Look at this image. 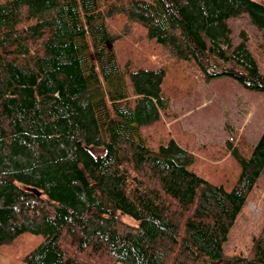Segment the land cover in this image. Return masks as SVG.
I'll use <instances>...</instances> for the list:
<instances>
[{
  "label": "trees",
  "instance_id": "obj_1",
  "mask_svg": "<svg viewBox=\"0 0 264 264\" xmlns=\"http://www.w3.org/2000/svg\"><path fill=\"white\" fill-rule=\"evenodd\" d=\"M241 15L264 22V1L0 0V246L33 232L26 264H264V225L246 255L224 252L264 172V131L246 153L170 134L166 64L117 46L141 28L206 79L264 89L247 40L234 43ZM227 153L233 181L197 169Z\"/></svg>",
  "mask_w": 264,
  "mask_h": 264
},
{
  "label": "rangeland",
  "instance_id": "obj_2",
  "mask_svg": "<svg viewBox=\"0 0 264 264\" xmlns=\"http://www.w3.org/2000/svg\"><path fill=\"white\" fill-rule=\"evenodd\" d=\"M119 19L113 24L117 32L123 30L124 18L121 16ZM230 24L234 43L237 44L242 37L247 40L264 74V22L253 16L241 15L231 19ZM117 46L121 53L127 52V58L142 56L148 57L152 63L166 64L164 85L171 89L170 108L177 114L172 121L166 122L170 134L175 135L178 130L187 131L195 136L197 145L206 144L212 151L226 150L231 141L245 153L260 138L264 131V89L249 88L230 75L206 79L202 71L190 65L189 61L166 59L160 51L161 45L148 39L141 28ZM156 131L151 132L156 134ZM89 148L94 155L105 153L102 146L92 145ZM211 163L201 162L197 164V169L207 177L214 178L216 175V179L221 181H233L238 174V163L230 153L216 165ZM263 225L264 172L224 243L225 258L246 255ZM42 240L40 233H21L0 246V264H26L22 258Z\"/></svg>",
  "mask_w": 264,
  "mask_h": 264
},
{
  "label": "water",
  "instance_id": "obj_3",
  "mask_svg": "<svg viewBox=\"0 0 264 264\" xmlns=\"http://www.w3.org/2000/svg\"><path fill=\"white\" fill-rule=\"evenodd\" d=\"M111 46V45H110Z\"/></svg>",
  "mask_w": 264,
  "mask_h": 264
}]
</instances>
